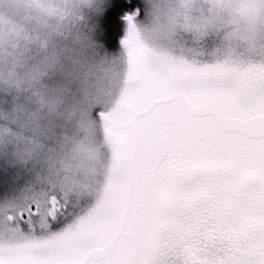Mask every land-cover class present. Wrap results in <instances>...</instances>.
<instances>
[{
	"label": "snow or ice",
	"instance_id": "snow-or-ice-1",
	"mask_svg": "<svg viewBox=\"0 0 264 264\" xmlns=\"http://www.w3.org/2000/svg\"><path fill=\"white\" fill-rule=\"evenodd\" d=\"M193 7L0 0V264H264V0H199L198 25L227 21L242 57L145 26L182 30ZM69 16L111 65L103 106L65 83Z\"/></svg>",
	"mask_w": 264,
	"mask_h": 264
},
{
	"label": "clouds",
	"instance_id": "clouds-1",
	"mask_svg": "<svg viewBox=\"0 0 264 264\" xmlns=\"http://www.w3.org/2000/svg\"><path fill=\"white\" fill-rule=\"evenodd\" d=\"M169 0H160L165 5ZM193 11L191 23L182 26L181 29L158 31L159 20L149 19L146 28L151 31L158 42L164 45H174L191 50L197 54H207L212 58H223L225 56L242 57L246 53V46L242 41L231 38V30L227 21H217L214 26L202 27L198 25L196 13L199 0H192ZM18 22L22 28L29 26L26 16L19 15ZM89 40L94 41V47H87ZM63 60L70 73V78L65 81L71 89L73 97L87 95L92 98L97 106L103 104L112 95L115 81L111 72V65L101 54L103 45L88 30L87 25L81 23L72 16L62 25V35L58 40ZM86 65L88 71L84 75L72 74L75 66ZM17 106L27 109L29 101L27 98L19 97L15 100ZM8 105L0 101V110Z\"/></svg>",
	"mask_w": 264,
	"mask_h": 264
}]
</instances>
